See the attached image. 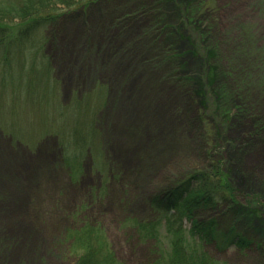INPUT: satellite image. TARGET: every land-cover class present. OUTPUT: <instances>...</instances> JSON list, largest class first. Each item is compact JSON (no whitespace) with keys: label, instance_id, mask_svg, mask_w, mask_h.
Segmentation results:
<instances>
[{"label":"rangeland","instance_id":"obj_1","mask_svg":"<svg viewBox=\"0 0 264 264\" xmlns=\"http://www.w3.org/2000/svg\"><path fill=\"white\" fill-rule=\"evenodd\" d=\"M160 1L97 0L69 10L51 2L59 20L35 29L36 43L12 46L5 64L0 58V264H73L82 248L74 237L87 227L119 264H146L171 237H163V222L154 239L136 230L137 221L155 219L151 195L193 171L218 176L217 162L226 171L228 158L232 169L264 182V136L254 135L251 120L232 110L226 122L221 96L199 97L198 84L183 81L199 80L192 71L173 73L151 48L154 36L142 37L150 23L163 22L155 37L175 42L168 26L182 17L175 2L165 10ZM212 4L220 63L256 90L264 84V0ZM0 25V38L16 39L26 24ZM234 186L232 208L200 206L192 216L214 219L221 234L236 228L249 244L219 250L218 239L202 247L213 264H264V193ZM189 224L181 222L185 243Z\"/></svg>","mask_w":264,"mask_h":264},{"label":"trees","instance_id":"obj_2","mask_svg":"<svg viewBox=\"0 0 264 264\" xmlns=\"http://www.w3.org/2000/svg\"><path fill=\"white\" fill-rule=\"evenodd\" d=\"M54 1L66 4L65 8L69 10L74 4L86 7L97 0H19L17 3L1 6L0 22L18 18L26 24L25 28L16 31L18 33L16 39L0 38V48L3 50L0 58L3 64H5L8 51L12 46L29 42L31 45L36 43L39 38L33 37L34 30L43 27L42 30L46 31V25L49 27L59 20L60 15L50 12L51 2ZM172 2L176 3V16L182 17V19L177 17V21L168 26L175 36V42L166 45L160 40V37H155V35L163 33L165 24L163 22V24L160 22L150 23L142 37H146L145 34L155 37L152 36L151 48L155 47L158 50L159 53L156 55L163 62V65L167 64L173 68V73H178L180 70H188L187 72H189V69L192 71V74L201 82L199 80L195 82L189 75H186L183 81L190 77L189 83H197L199 97L203 99L206 94L210 93L209 97L214 96L212 99L217 102L216 95L221 96L217 108L222 110L220 115L226 117V122L229 121V115L233 110V115L238 116L240 120L242 117L251 120V130L254 135L264 136V116L260 114L264 108V84L255 88L256 90L252 87L249 88L233 76L232 69L224 67L220 63V55L216 52L219 44L214 40L217 25L213 23L216 21L214 19L216 10L212 0H161L160 5L166 10L167 4ZM180 11L182 13H179ZM185 22L188 25L186 34L183 33ZM37 24L39 27H33ZM3 30L4 28L0 25L1 35ZM22 37L26 39L22 40ZM85 43L88 44L89 41L86 40ZM150 50L149 48L148 51ZM130 59H133L132 52ZM49 61L51 60L49 59ZM161 62L159 63L161 64ZM0 64L2 63L0 62ZM133 69L135 68L133 67ZM75 73H80V70L74 65L71 74L75 76ZM218 74L219 76H217ZM177 80L182 82L180 78ZM235 86H237V92L233 90ZM224 126L226 127V124ZM225 163L227 165L225 168H228L226 171L224 167L221 168L224 166L223 160L220 159L217 162L218 176L193 171L164 188L162 192L148 198L147 205L149 210L155 214V219L148 222L137 221L135 223L136 230L142 232L140 236L154 239L157 232L159 233L156 225L163 222L166 226L163 237L167 239V233L171 237L168 238L167 247L161 257L146 264H213L211 257L202 247L203 243L213 240L217 242L220 239L216 245L219 250L230 244L237 243L238 245L242 244V246L249 244V241L243 238L241 232L239 233L236 228L231 227L228 232L221 234V231L217 230L220 227L214 219L200 222L192 216V211L200 208V206L217 209L221 207L220 204L222 203L230 209L236 205L234 197L237 194V189L234 182L238 183L240 187L238 190L246 189L247 193L252 192L249 194L253 197L257 198L259 193H264V182H260L258 185L252 182V178L249 176L246 178L241 169H232L230 158ZM183 219L190 222L188 236L191 238V243L184 242V231H182L181 225ZM261 228L264 230V227ZM74 239L79 242L82 248H80L81 252L73 264H119L107 243L98 236L97 229L87 227L82 234L77 233Z\"/></svg>","mask_w":264,"mask_h":264}]
</instances>
